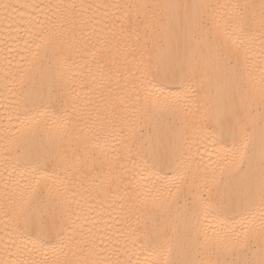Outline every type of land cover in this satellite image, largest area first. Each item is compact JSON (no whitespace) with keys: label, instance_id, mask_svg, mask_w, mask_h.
Masks as SVG:
<instances>
[{"label":"bare ground","instance_id":"6f19581e","mask_svg":"<svg viewBox=\"0 0 264 264\" xmlns=\"http://www.w3.org/2000/svg\"><path fill=\"white\" fill-rule=\"evenodd\" d=\"M261 3L0 0V264L57 258L55 239L34 247L35 233L24 232L34 172L52 177L42 200L52 202L61 234L80 242L65 250L69 261L201 264L217 258L203 247L204 229L213 236L220 218L232 224L254 215L259 225ZM237 16L248 21L243 32ZM37 93L54 102L42 106ZM45 108L49 123H37ZM225 113L234 136L221 134ZM52 120L64 124L62 137ZM241 129L252 167L222 178L221 158L242 148ZM158 153L169 158L156 169L161 176L186 177L163 212L146 209V193L135 191ZM205 202H228L232 211L214 207L205 216ZM242 259L261 264L264 251L257 242Z\"/></svg>","mask_w":264,"mask_h":264},{"label":"snow or ice","instance_id":"6c2138e0","mask_svg":"<svg viewBox=\"0 0 264 264\" xmlns=\"http://www.w3.org/2000/svg\"><path fill=\"white\" fill-rule=\"evenodd\" d=\"M261 7L262 10H264V0H262ZM236 19L243 32L244 28L248 25V21L239 16H237ZM260 23L261 27L264 28V11H262ZM261 71L264 72V68H262ZM167 79V74L161 77L162 81ZM262 84H264V78H262ZM36 95L37 99L41 101L42 106L54 102L51 97H48L47 100H45L40 93H37ZM261 99L264 100V87L261 88ZM169 105L170 102L165 100L158 110L165 111L168 109ZM154 107H156L155 104ZM40 117L41 119L38 120L37 123H49L47 108L40 113ZM51 123L57 129V136L62 137L66 132L64 124L58 120H52ZM220 123L222 126V135L225 133L233 136L235 135V128L227 113H225ZM240 131L243 136L241 141L242 148L226 154L221 158L219 175L222 178L225 176H238L244 170L246 163L250 169L252 167V160L249 157V140L243 129ZM41 147L42 143L37 144L36 154L38 157L42 155L40 151ZM151 159L153 161L151 167L145 168V173H147V175L143 176L144 183L138 184L135 191L137 194L140 192L146 193L141 200V203L146 209L163 212L171 208L179 198L186 177L183 173L171 180L165 176H161L160 172L156 169L159 167L162 170L169 164V158L166 153L153 154ZM45 163L55 165L56 162L53 158L47 157ZM260 176L259 225L255 224L254 215L252 218L242 215L238 223L234 222L232 224H228L224 219L220 218L219 230L213 228V236L210 237L207 229H204L203 247L210 256L214 255L217 258L201 262V264H252L251 261L242 259V257H245L250 250L254 249L257 242L259 243L261 250L264 251V142H262L261 146ZM51 178V176H38L35 172L32 174V180L34 183L29 184L27 198L24 201L25 207L22 209L24 232L25 234L32 232L35 233V238H32L34 247L42 246L45 242L52 239L56 240V244L51 249L53 254L57 257L54 264H82L80 261H69L66 258L67 252L65 250L71 249L73 246L78 247L80 242L73 235L61 234L65 229L58 222V217L54 211L52 202L48 201L45 203L42 200L40 194L41 185H46L47 181ZM164 193L167 194L165 195ZM253 203L254 201H249L250 206ZM214 207L219 209L223 215H227L232 211V204L228 202L217 203L215 206L211 202H205L202 206L203 214L205 216L209 215L210 210ZM220 257H223V259ZM144 264H161V262L146 259ZM163 264H173V262L165 260ZM261 264H264V260L261 261Z\"/></svg>","mask_w":264,"mask_h":264}]
</instances>
